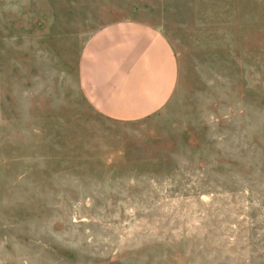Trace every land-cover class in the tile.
Segmentation results:
<instances>
[{
  "label": "rangeland",
  "instance_id": "rangeland-1",
  "mask_svg": "<svg viewBox=\"0 0 264 264\" xmlns=\"http://www.w3.org/2000/svg\"><path fill=\"white\" fill-rule=\"evenodd\" d=\"M126 21L178 62L133 122L79 81ZM0 264H264V0H0Z\"/></svg>",
  "mask_w": 264,
  "mask_h": 264
},
{
  "label": "crops",
  "instance_id": "crops-1",
  "mask_svg": "<svg viewBox=\"0 0 264 264\" xmlns=\"http://www.w3.org/2000/svg\"><path fill=\"white\" fill-rule=\"evenodd\" d=\"M79 81L96 111L112 120L133 122L168 105L177 87L178 62L158 29L126 21L101 29L88 41Z\"/></svg>",
  "mask_w": 264,
  "mask_h": 264
}]
</instances>
